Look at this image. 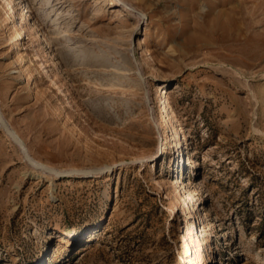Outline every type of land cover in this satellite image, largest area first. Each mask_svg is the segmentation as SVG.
Returning <instances> with one entry per match:
<instances>
[{"label":"rangeland","instance_id":"rangeland-1","mask_svg":"<svg viewBox=\"0 0 264 264\" xmlns=\"http://www.w3.org/2000/svg\"><path fill=\"white\" fill-rule=\"evenodd\" d=\"M122 1L147 17L0 0V110L31 156L145 159L58 178L0 127V264H264V0Z\"/></svg>","mask_w":264,"mask_h":264},{"label":"water","instance_id":"water-1","mask_svg":"<svg viewBox=\"0 0 264 264\" xmlns=\"http://www.w3.org/2000/svg\"><path fill=\"white\" fill-rule=\"evenodd\" d=\"M121 6H124L128 8L129 10L141 14L144 16V18L147 17V15L143 12L138 11L135 7L131 6L125 1L118 0ZM138 71L140 73V68H138ZM0 127L3 129V131L11 138V140L19 147L20 153L22 154L24 160L34 169L41 171L43 173L61 178L64 176H84V177H89V176H98L105 174L107 172H112L115 168H119L122 165H127V164H139L140 162H144L145 159H140V160H125L121 161L118 164H113V165H105L102 167H88V168H72V169H65V170H59L56 168H49L46 165L36 161L28 151V148L26 147V144L24 141L15 133L14 129L10 126L8 121L5 119L3 116L1 110H0ZM158 133L159 130H158Z\"/></svg>","mask_w":264,"mask_h":264},{"label":"bare ground","instance_id":"bare-ground-1","mask_svg":"<svg viewBox=\"0 0 264 264\" xmlns=\"http://www.w3.org/2000/svg\"><path fill=\"white\" fill-rule=\"evenodd\" d=\"M115 0H113L114 2ZM141 15V14H140ZM26 34V29L24 27V25L21 23L19 24V29H18V32H17V38L15 39V45L13 46L14 48H17L19 50V40L21 38H24V35ZM143 41L141 40L140 41V44L137 46V48H141V46H143ZM84 51V50H83ZM76 58L79 60V61H82V62H86V63H89L91 64L92 61L90 59V57L86 54V53H80V54H77ZM22 73V72H21ZM23 75L21 74V76L19 77H22ZM164 84V83H163ZM161 84H159L157 86V89H156V97H157V106L160 107L161 109V116H160V119H161V126L162 128L163 127H167L169 128L170 127V115H171V107L169 105V101H168V97H167V85H163L162 87H160V89H158V87L160 86ZM16 133V132H15ZM179 143L182 145L181 147H183V143L182 141L179 140ZM35 159V158H34ZM36 160V159H35ZM38 161V160H36ZM44 165H46L47 167L49 168H55L53 166H50L48 164H45L41 161H38ZM57 169V168H56ZM178 184V183H177ZM176 184V185H177ZM182 184H184V182H182Z\"/></svg>","mask_w":264,"mask_h":264}]
</instances>
